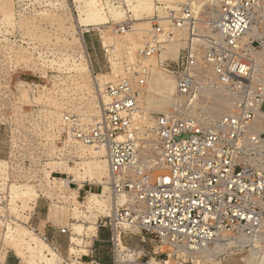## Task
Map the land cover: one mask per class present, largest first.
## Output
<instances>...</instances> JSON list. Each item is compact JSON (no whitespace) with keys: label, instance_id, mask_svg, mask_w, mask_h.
<instances>
[{"label":"built area","instance_id":"1","mask_svg":"<svg viewBox=\"0 0 264 264\" xmlns=\"http://www.w3.org/2000/svg\"><path fill=\"white\" fill-rule=\"evenodd\" d=\"M196 1L168 9L164 18L170 29L188 32L178 59L164 62L176 81L171 110L154 114L152 126L142 118L139 103L149 68L140 62L127 79L106 83L92 124L62 114L68 143L105 152L114 204L99 224L108 231L112 264H153L157 257L190 264L199 252L264 242V0H217L203 17L197 16ZM150 22L151 39L139 50L144 61L159 51L160 34L167 32L158 14ZM198 22L204 30L197 29ZM133 27L128 19L115 31ZM24 84L32 94L41 90L34 81ZM209 97L229 107L212 115ZM38 118L31 113L10 126L8 155L0 158V231L6 237L24 227L47 246L56 264H85L93 245L80 257L71 253L80 247L76 237H83L74 220L56 228L68 237L67 256L34 224L41 190L34 196L28 188L41 184ZM84 193L87 198L91 189ZM136 235L138 243L125 240ZM11 251L5 250L0 264H7Z\"/></svg>","mask_w":264,"mask_h":264},{"label":"rangeland","instance_id":"2","mask_svg":"<svg viewBox=\"0 0 264 264\" xmlns=\"http://www.w3.org/2000/svg\"><path fill=\"white\" fill-rule=\"evenodd\" d=\"M184 1L13 0L12 13L15 24L4 18L6 15L0 12V158L8 155L10 126L30 117L31 113L38 114L41 125L37 126L41 127V184L37 186L34 183V186L28 189L34 196L37 190H41L40 204L42 203L45 207L49 223L69 225L74 220L72 226L77 235L84 236L86 232L88 237H92L90 226L96 227L92 222L95 221L96 224L98 222V234L93 243H88V239L83 237H76L74 240L80 247L72 249L71 253H75L77 257L86 253L85 247L93 245V257L84 256L82 259L85 264H96L93 260L101 258L100 249L106 251L108 249L110 254V247L107 248L109 246L108 231L100 226L99 221L110 214L114 204L107 186L111 181V175L108 169L100 182L89 178L82 180L81 177L79 179L75 176L74 168H80L82 163L101 160V158L96 154L79 152L92 149L91 146L68 143L66 129L61 120L62 114L73 113L80 116L83 125L92 124L100 114L99 105L103 98L100 94L106 83L127 79L140 62H145L149 68L147 85L143 89L144 94L139 103L142 118L152 126L154 114L171 110L176 98L171 103L163 104L161 100H158V96L152 93L156 88L155 83L158 77L175 80L174 75L165 69L164 62L172 63L178 59L188 32L185 27L170 29L168 26L170 22H166L164 18L168 16L170 9L179 11L180 4ZM216 1H196L194 8L197 16L203 17V13L212 8ZM96 5L100 7L98 11H96ZM157 14L160 24L167 32L165 35L160 34L159 51L144 61L139 56V50L150 41L153 30L150 19ZM128 19H133L134 27L130 31L116 33L117 24ZM106 20L107 23H104ZM199 28L204 30L205 26L198 22L197 29ZM170 30L173 35L169 37L167 33ZM81 36L88 56L83 52L84 48L80 44ZM167 37L169 39H166ZM199 40L197 38V41ZM34 43L36 46L39 43L41 47L33 48ZM165 44H170L172 50L177 48V56L166 54ZM86 57L91 61L93 71L89 92L83 87L85 82H83V70L80 65L81 62H86ZM93 58H97L103 66L108 67L105 75L95 73ZM32 81L41 86V90L34 94L24 84V82ZM151 137L155 138L154 133H151ZM151 154L154 155L153 150ZM54 177L56 179H53ZM69 181L73 183L68 184ZM73 184L74 187H72ZM80 188L82 192L78 197ZM90 189L91 193H88L86 198L84 191ZM15 193L16 199L25 204L20 193L18 191ZM92 193L105 201L103 208L105 212L89 213L84 207V203L90 200ZM75 208H78L77 215L74 214ZM40 218L41 214L38 211L34 217V224L41 230ZM24 230L27 229L24 228L17 233L18 235L16 234L21 238L20 248L28 252L29 243H34L32 246L36 247L37 252L35 264H56L51 252H46L47 246L36 238L31 240L23 237ZM6 239L0 231V251L3 250L2 254L0 253L1 261H4L5 250L11 251L5 245L9 242ZM125 240L129 243H138L139 236H126ZM68 243L67 239V245L63 247L66 256ZM248 254L251 256L249 264H258L260 256L264 257V242L235 245L224 249L218 254L220 260L218 264H246L239 259H244ZM9 255L16 257L13 250ZM159 258L153 259V264H180L174 257H170L167 263H163ZM109 259L112 261L111 256L103 257L107 264ZM27 261L28 259L19 258L18 264H29ZM208 261L201 262L194 259L190 264H212ZM261 264H264V259Z\"/></svg>","mask_w":264,"mask_h":264},{"label":"bare ground","instance_id":"3","mask_svg":"<svg viewBox=\"0 0 264 264\" xmlns=\"http://www.w3.org/2000/svg\"><path fill=\"white\" fill-rule=\"evenodd\" d=\"M0 1H1L0 2V12L4 13V15H6V16H4V18L8 19L11 23H14L15 19L13 17V13H12L14 10L13 0H0ZM99 8H100L99 5H96V11H98ZM166 22H169V20L166 19ZM104 23H107V20ZM126 31H128V30L124 29V32H126ZM197 38H199L201 40V36H197ZM79 40H80V44L84 48L83 37L81 36L79 38ZM38 46H40L39 43H38ZM38 46H36V44H35V46L33 48L37 49ZM164 47H165V53L166 54H171L173 56H177V54H178L177 48H173L174 50H172V48H170V44H165ZM83 52L85 54L87 53L86 55L88 56V52L86 50V47L84 48ZM86 58H87L86 62H81L80 65H81V68L83 70V73H82L83 74L82 78L84 79L83 82H85V85L83 87H85V89L88 90V92H89V89H90L89 83L92 82V80H93V71L91 68V61L89 60L88 57H86ZM155 85H156V88H154V91L152 94H156L158 96V100H161L163 102V104L173 102V100L176 98V83H175L174 79H170V78H166V77H158L156 79ZM149 95H150V91H149ZM208 101H210L213 104L212 105V107H213L212 115L220 114L223 111L227 110V108L229 107L225 101H222V100L217 99V98L209 97ZM160 104H162V103H160ZM78 151H77V154H79V152L80 153H90L92 155L96 154L97 157L101 158V160H97V161L94 160L93 162H87L84 164L82 163L80 165V168H74V170H76L75 176L78 177L79 179L82 178V180L89 178L90 180L96 179L97 181L100 182L101 179L104 178V176L107 174L108 169H109L108 161H107V158L105 156V152L103 150L97 151L93 147H92V149L90 148L87 150H80L79 152ZM59 164H61V163H59ZM70 170H73V169L71 168ZM49 175H50V173H49ZM71 183H73V181L68 182V184H71ZM30 187H32V186H30ZM72 187H74V184L72 185ZM29 192H31V191H29ZM91 195L92 196L90 197V200H88L87 202L84 203V207L88 210V212L89 213L90 212L94 213V211L105 212V210L103 209L105 201L98 198L97 194H95V193H92ZM76 209H78V208L74 209L75 215L78 214V211ZM92 223L96 225V227L90 226L91 231H92V233H91L92 237H88L86 232H85V235L83 236V238L88 239V241H89L88 243H93L94 238H96L97 234H98V222H97V224L95 221H93ZM23 229H24V227L19 226L17 233L21 232V230H23ZM87 229H89V228H87ZM17 235L15 234V235L4 237V239L7 238L6 240H9V242H6V244H5L7 246V249L13 250L15 252L16 256L20 259H28L27 262L29 264H35L36 258H37V256H36L37 252L35 251L36 247L32 246L34 243L30 244L28 242L29 243V247H28L29 251L25 252L24 250H22L20 248L21 238H19ZM22 236L25 238H30L31 240L36 238L28 230L22 231ZM219 253H220L219 249H217L215 251L206 250L203 252H199L198 255L194 257V259L200 260L201 262L209 260L208 261L209 263L218 264V263H220V260L218 259ZM250 257L251 256H249V254H248L246 257H244V259H239V260H243V262H245L246 264H249L250 259H251ZM263 259H264V257L261 255L259 260H258V264H261Z\"/></svg>","mask_w":264,"mask_h":264},{"label":"crops","instance_id":"4","mask_svg":"<svg viewBox=\"0 0 264 264\" xmlns=\"http://www.w3.org/2000/svg\"><path fill=\"white\" fill-rule=\"evenodd\" d=\"M92 62H93V68H94L95 73H97L98 75H105L107 73L108 67L103 66L97 58H93ZM89 188L91 187L89 186ZM38 211H39V214H41V218H40L41 231L46 232L62 248L66 246L67 239H68L66 238L67 236L60 234L58 232V230L56 229L58 225L56 223H49L48 216H46L45 207L42 205V203L39 204ZM40 224H39V227H40ZM107 248H109V246ZM99 254L102 256L101 258L96 259V264H107L105 260H103V257H106V255L110 256L109 250L107 249L106 251L104 249H100ZM6 263L7 264H18V260L16 259L15 256L9 255V257L6 260ZM109 264H112V261L110 259H109Z\"/></svg>","mask_w":264,"mask_h":264}]
</instances>
